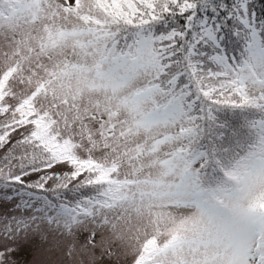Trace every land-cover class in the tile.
<instances>
[{
	"label": "snow or ice",
	"instance_id": "obj_1",
	"mask_svg": "<svg viewBox=\"0 0 264 264\" xmlns=\"http://www.w3.org/2000/svg\"><path fill=\"white\" fill-rule=\"evenodd\" d=\"M0 264H264L253 0H0Z\"/></svg>",
	"mask_w": 264,
	"mask_h": 264
},
{
	"label": "trees",
	"instance_id": "obj_2",
	"mask_svg": "<svg viewBox=\"0 0 264 264\" xmlns=\"http://www.w3.org/2000/svg\"><path fill=\"white\" fill-rule=\"evenodd\" d=\"M258 16H264V0H253Z\"/></svg>",
	"mask_w": 264,
	"mask_h": 264
},
{
	"label": "rangeland",
	"instance_id": "obj_3",
	"mask_svg": "<svg viewBox=\"0 0 264 264\" xmlns=\"http://www.w3.org/2000/svg\"><path fill=\"white\" fill-rule=\"evenodd\" d=\"M59 171V170H58ZM33 254L31 252H25L21 254V258L22 259H28L31 260L32 259Z\"/></svg>",
	"mask_w": 264,
	"mask_h": 264
}]
</instances>
